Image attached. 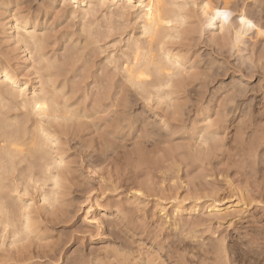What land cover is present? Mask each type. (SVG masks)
<instances>
[{
  "label": "rangeland",
  "instance_id": "374dc122",
  "mask_svg": "<svg viewBox=\"0 0 264 264\" xmlns=\"http://www.w3.org/2000/svg\"><path fill=\"white\" fill-rule=\"evenodd\" d=\"M77 1L0 0V70L27 82L29 96L42 88L56 96L63 119L51 125L57 146L47 149L63 160L53 170L61 172L60 188L51 187L35 158H17L16 172L0 170V264H264V0L187 1L189 24L165 43L186 69L179 77L187 86L180 94L165 88L175 94L161 101L122 82L128 49L144 40L140 0ZM87 5L91 16L83 15ZM19 25L36 31L40 51L20 41ZM2 83L10 98L14 91ZM7 103L0 119L22 120L25 111ZM15 181L24 186L18 190ZM237 191L245 201L229 207Z\"/></svg>",
  "mask_w": 264,
  "mask_h": 264
},
{
  "label": "bare ground",
  "instance_id": "6f19581e",
  "mask_svg": "<svg viewBox=\"0 0 264 264\" xmlns=\"http://www.w3.org/2000/svg\"><path fill=\"white\" fill-rule=\"evenodd\" d=\"M26 1V0H25ZM117 1H121V0H115L114 1V3L115 2H117ZM187 1H192V0H140L139 1V5H138V12H139V16H138V19L140 20L139 21V23L141 22V31H142V36H143V38H144V40L143 41H133L134 43L133 44H131V45H133V48H130V49H128V52L130 51V55L127 53V52H124V53H127L128 54V57L126 58V56H125V61H126V66H123V64H121L120 62V64L124 67V73H125V80L126 81H122V82H124V83H128L129 85H131L132 86V88H134L135 87V90L136 89H140V90H142L143 92H144V94L146 95V96H152V94H154V95H157V97H155V98H150L151 99V101L153 100V99H156V98H158L157 99V101L159 100V101H161V100H163L164 98H166L167 96L168 97H170V94H172L173 95V91L174 90H172V93L171 92H169V90L168 89H166V90H168V91H166L165 90V88H174V87H176V91L178 92V90H179V92H180V90H181V92H182V89H183V91L185 90L184 89V87L186 88V80H185V76L183 77V76H180V77H183V79H180V80H182L184 83H180V82H182V81H180L179 83H175V81H174V79L175 78H180L179 77V75H181V73L183 74V70H185L186 71V69H183V68H181V69H183L182 70V72L180 71V65H181V61H180V58L178 57V56H176V54H173L172 52H171V50H168V48H166V46H165V43H166V41L168 40V39H173L174 37L172 36V31H174V32H177L178 33V35H181V34H179V32L180 31H178L179 30V28L182 26V25H184L185 23H186V21L188 22V18H189V14H188V18H187V16H186V13H185V11H186V7H187V5H188V3H187ZM194 1V0H193ZM213 1V0H212ZM211 0H210V2L211 3H213ZM219 1V0H218ZM71 2H73L74 4L75 3H78V1L77 0H71ZM102 2H105V0H101V4H103ZM126 2L127 3H129V4H131L132 3V0H126ZM215 2V1H214ZM29 3V2H28ZM85 3V0L84 1H82V2H80V4L81 5H83ZM126 3V4H127ZM219 3V2H218ZM8 4V3H7ZM11 4V3H10ZM18 4H19V2H18ZM97 4H99V3H97ZM113 4V3H112ZM192 4H194L193 2H192ZM14 5H16V4H14ZM50 5V4H49ZM108 5V4H107ZM40 6V5H39ZM74 6V5H73ZM98 6V5H97ZM116 6V5H115ZM192 6V5H191ZM194 6V5H193ZM17 7V6H16ZM76 7V6H75ZM78 7V6H77ZM86 7V10H84L83 9V11H84V14L83 13H81V14H83V15H88L89 14V16H91L90 15V13L92 12L93 13V10L92 9H94L91 5H87V6H85ZM101 7V6H100ZM113 7V6H112ZM121 7V6H120ZM132 7H134V6H132ZM131 7V8H132ZM136 8H137V5L135 6ZM5 8V7H4ZM42 8V7H41ZM97 8V7H96ZM102 8V7H101ZM100 8V9H101ZM189 8V7H188ZM35 9V8H34ZM203 9L205 10L206 9V7H204L203 6ZM132 10L134 11V9L132 8ZM137 10V9H136ZM20 11V10H19ZM26 11V10H25ZM41 11V10H40ZM61 11V10H60ZM95 11V10H94ZM110 11V10H109ZM117 11V10H116ZM23 12V11H22ZM78 12V11H77ZM82 12V11H81ZM114 12V11H113ZM16 13V12H15ZM40 13V12H39ZM26 14V13H25ZM67 14V13H66ZM134 14V13H133ZM119 15V14H118ZM135 15V14H134ZM18 16V15H17ZM77 16V15H76ZM79 16V15H78ZM82 16V15H81ZM98 16H99V13H98ZM113 16V15H112ZM136 16H137V13H136ZM135 16V17H136ZM15 17V16H14ZM26 17V16H25ZM82 18V17H81ZM100 18V17H99ZM70 19V18H69ZM111 19V18H110ZM136 19V18H135ZM138 19H137V22H138ZM90 20V19H89ZM92 20V19H91ZM90 20V21H91ZM99 20V19H98ZM101 20H102V18H101ZM189 20H191V17H190V19ZM88 22V21H87ZM92 22V21H91ZM22 23V22H21ZM74 23V22H73ZM102 23V22H101ZM134 23H136V21L134 22ZM26 24V23H25ZM91 24V23H90ZM187 24H189V22L187 23ZM18 25V24H17ZM35 25V24H34ZM33 25V26H34ZM104 25V24H103ZM116 25V24H115ZM133 25V24H132ZM6 26V25H5ZM29 26V25H28ZM36 26V25H35ZM56 26V25H55ZM84 27H85V25H83ZM82 26V27H83ZM124 26V25H123ZM19 27H20V25H19ZM51 27H53V26H51ZM81 27V28H82ZM100 27H101V25H100ZM104 27V26H103ZM110 27V26H109ZM114 27V26H113ZM125 27V26H124ZM139 27H140V25H139ZM38 28V27H37ZM78 28V27H77ZM102 28V27H101ZM127 28V27H126ZM20 29L22 30V31H24V36L22 37V39L20 40L21 42H24L23 44H25L27 47L29 46V45H32L33 47H37L38 45H40V42H39V40H38V38L35 36V33H36V31H35V33H34V29H32L33 31L32 32H30V30H28L27 29V25H24V26H21L20 27ZM92 29V28H91ZM114 29V28H113ZM224 29V27L223 26H221V30H223ZM2 29H0V31H1ZM5 30V29H4ZM17 30V29H16ZM99 30V29H98ZM109 30V29H108ZM127 30V29H126ZM136 30V29H135ZM197 29H195V31H196ZM87 31V30H86ZM93 31V30H92ZM183 31L185 32L186 30H184L183 29ZM8 32V31H7ZM97 32V31H96ZM109 32V31H108ZM122 32V31H121ZM19 33V35H21V32H18ZM77 33H79V32H77ZM84 33V32H83ZM90 33H91V31H90ZM94 33V32H93ZM99 33H101V32H99ZM195 33V32H194ZM38 34V33H37ZM51 34V33H50ZM95 34V33H94ZM122 34V33H121ZM128 34V33H127ZM48 35V34H47ZM90 35V34H89ZM88 35V36H89ZM102 35V34H101ZM100 35V36H101ZM120 35V34H119ZM175 35V34H174ZM82 36V35H81ZM117 36V35H116ZM121 36V35H120ZM140 36V35H139ZM21 37V36H20ZM98 37V36H97ZM180 37V36H179ZM82 38H83V36H82ZM91 38H92V36H91ZM99 38V37H98ZM120 38V37H119ZM125 38V37H124ZM130 38H132V37H130ZM182 38V37H181ZM185 38V37H184ZM59 39V38H58ZM81 39V38H80ZM86 39V38H85ZM88 39V38H87ZM103 39V38H102ZM63 40V39H62ZM78 40V39H77ZM132 39H130V41H131ZM137 40V39H136ZM177 40V39H176ZM183 40V39H182ZM194 40V39H193ZM6 41V40H5ZM47 41V40H46ZM55 41V40H54ZM70 41V40H69ZM72 41V40H71ZM91 41H93V40H91ZM90 41V42H91ZM102 41V40H101ZM117 41V40H116ZM124 41V40H123ZM128 41V40H127ZM173 41H175V40H173ZM132 42V41H131ZM172 42V41H171ZM189 42V41H188ZM100 43V42H99ZM118 43V42H117ZM129 44H130V42H128ZM170 43V42H169ZM4 44V43H3ZM18 44V43H17ZM94 44V43H93ZM176 44V43H175ZM179 44V43H178ZM186 44V43H185ZM8 45V44H7ZM6 45V46H7ZM127 45V44H126ZM171 46V49H172V47H174V46H172V45H170ZM169 46V47H170ZM192 46V45H191ZM40 47H42V46H40ZM114 47V46H113ZM38 49L37 50H39V47H37ZM71 48V47H70ZM74 48V47H73ZM76 48H77V46H76ZM93 48V47H92ZM96 48V47H95ZM98 48V47H97ZM129 48V47H128ZM178 48H179V46H178ZM184 48V47H183ZM11 49V48H10ZM29 49V48H28ZM65 49V48H64ZM68 49V48H67ZM72 49V48H71ZM170 49V48H169ZM174 49V48H173ZM36 50V51H37ZM80 50V49H79ZM94 50V49H93ZM181 50V49H180ZM190 50V49H189ZM40 51V50H39ZM58 51V50H57ZM72 51V50H71ZM173 51V50H172ZM2 52V51H1ZM38 52V51H37ZM69 52V51H68ZM77 52V51H76ZM90 52V51H89ZM91 52H93V51H91ZM33 53V52H32ZM39 53V52H38ZM96 53V52H95ZM180 53V52H179ZM37 54V53H36ZM50 54V53H49ZM48 54V55H49ZM189 54V53H188ZM11 55H12V53H11ZM38 55V54H37ZM42 55V54H41ZM90 55V54H89ZM124 55V54H123ZM178 55V54H177ZM69 56V55H68ZM112 56V55H111ZM122 56V55H121ZM45 57V56H44ZM55 57V56H54ZM123 57V56H122ZM53 58V57H52ZM42 59V58H41ZM92 59H94V57L92 58ZM112 59V58H111ZM35 60V59H34ZM97 60V59H96ZM17 61V60H16ZM123 61V60H122ZM46 62V61H45ZM48 62V61H47ZM124 62V61H123ZM215 62H217V61H215ZM184 63V62H183ZM212 63V62H211ZM6 64V63H5ZM44 64V63H43ZM69 64V63H68ZM115 64V63H114ZM117 64V63H116ZM125 64V63H124ZM214 64V63H213ZM74 65V64H73ZM76 65V64H75ZM117 65H119V64H117ZM116 65V66H117ZM218 64H216V66H217ZM46 66H47V64H46ZM26 67V66H25ZM54 67V66H53ZM57 67V66H56ZM79 67V66H78ZM114 67V66H113ZM181 67H182V65H181ZM9 68V67H8ZM49 68V67H48ZM47 68V69H48ZM50 68H52V67H50ZM49 68V69H50ZM101 68V67H100ZM211 68V67H210ZM66 69V68H65ZM119 69V68H118ZM212 69V68H211ZM38 70H39V68H38ZM57 70H59V68L57 69ZM63 70V69H62ZM81 70V69H80ZM88 70H90V69H88ZM92 70V69H91ZM115 70H117L116 68H115ZM119 70H121V69H119ZM197 70V69H196ZM48 71V70H47ZM64 71V70H63ZM45 72V71H44ZM48 72H50V71H48ZM68 72V71H67ZM46 73V72H45ZM79 73V72H78ZM77 73V74H78ZM121 73V72H120ZM124 73H121V74H124ZM54 74H56L55 72H54ZM67 74V73H66ZM92 74V73H91ZM195 74V73H194ZM49 75V74H48ZM59 75V74H58ZM69 75H70V73H69ZM116 75V74H115ZM120 75V74H119ZM185 75V74H184ZM49 76H51V78H52V75L50 74ZM57 76V75H56ZM55 76V77H56ZM124 76V75H123ZM202 76V75H201ZM42 77V76H41ZM59 77V76H58ZM68 77V76H67ZM74 77V76H73ZM93 77V76H92ZM194 77V76H193ZM196 77V76H195ZM200 77V76H199ZM215 77H216V75H215ZM43 78V77H42ZM112 78V77H111ZM40 79V78H39ZM48 79H50V78H48ZM73 79V78H72ZM93 79V78H92ZM98 79V78H97ZM103 79V78H102ZM189 79H191V77L189 78ZM193 79V78H192ZM199 79V78H198ZM197 79V80H198ZM0 80L3 82L2 84L4 85H6L7 87H9V88H12V90L14 91L12 94H10V98L9 97H7V99L5 98V96H4V91L6 90V87L4 86V87H2L1 85V87L2 88H5V90L4 91H2V88H1V92H2V94H3V96H2V94H1V97H3V99L1 98L0 100V106H1V104L3 103V101L5 102V101H7V102H9L10 104H12L13 105V110H15V109H19L20 111H25V113H22V120H20V121H17V120H12V122L14 121V123H12L11 121V123L10 122H8V121H3V120H1L0 119V170H3L4 172H6V173H10L11 171H13L17 166H18V163H17V158H35V159H37L38 160V162H39V164H40V162H42L41 163V165H38L39 167H40V169H42L43 171H44V173L48 176V178H49V180L50 181H52L53 182V185H51V187L53 186L55 189L56 188H60L59 186L61 185H59V182H61L60 180H59V176H60V173H59V170H58V174L59 175H57V174H54V172H53V170H55L56 171V169L57 168H63V167H61L62 166V164H63V160L61 159V157L59 158V156L58 155H56V158H52V153H48L47 152V149H48V147L50 146V145H52V146H57L56 144H57V142H56V140H55V138H56V136H53L52 134H51V132L49 131L50 130V128H51V125L53 124V122H56V121H58V120H60V119H62V117H61V112L59 111V107H58V104H57V102H56V100H55V98H56V96H55V98L54 99H52V98H49V96H47V93L44 91V89L42 88V87H40V89L41 90H39V91H33V93H32V95H27V92H26V90H27V82H21L20 80H18L17 78H15V76L12 74V72L10 73L9 71H7V70H0ZM44 80V79H43ZM52 80H53V78H52ZM108 80V79H107ZM122 80V79H121ZM124 80V79H123ZM194 81L196 80L195 78L193 79ZM192 80V81H193ZM200 80V79H199ZM45 81V80H44ZM50 81V80H49ZM48 81V82H49ZM56 82V80H53V82ZM117 81V80H116ZM191 81V80H190ZM193 81V82H194ZM103 82V81H102ZM120 82V81H119ZM119 82H117V83H115V85L116 84H118ZM122 82H120L121 84H124V83H122ZM46 83V82H45ZM50 83L51 84H53L52 83V81H50ZM74 83V82H73ZM93 83V82H92ZM110 83V82H109ZM112 83H113V80H112ZM119 83V84H120ZM47 84H49V83H47ZM46 84V85H47ZM94 84H95V82H94ZM188 84V83H187ZM236 84V83H235ZM45 85V86H46ZM75 85V84H74ZM85 85V84H84ZM89 85V84H88ZM96 85V84H95ZM113 85V84H112ZM111 85V86H112ZM190 85H191V83H190ZM40 86V85H39ZM62 86V85H61ZM60 86V87H61ZM110 86V87H111ZM35 87V86H34ZM48 87V86H47ZM67 87V86H66ZM70 87V86H69ZM77 87V86H76ZM79 87V86H78ZM97 87V86H96ZM99 87V86H98ZM116 88L117 87H120V86H115ZM114 87V88H115ZM129 88L128 86H125V87H120V88ZM177 87H179V89L177 88ZM46 88V87H45ZM49 88V87H48ZM55 88V87H54ZM54 88H51V89H54ZM72 88V87H71ZM89 88V87H88ZM108 88V87H107ZM111 88H113V87H111ZM119 88V89H120ZM126 88V89H127ZM37 89H39V88H37ZM47 89V88H46ZM105 89V88H104ZM125 89V90H126ZM130 89V88H129ZM150 89H152V90H155L154 92L153 91H150ZM55 90V89H54ZM91 90V89H90ZM99 90V89H98ZM115 90V89H114ZM118 90V89H117ZM125 90H123V91H125ZM139 90V92H140V94H142L143 92L142 91H140ZM170 90V91H171ZM243 90V89H242ZM30 91V89L28 90V92ZM52 91V90H51ZM64 91V90H63ZM89 91V90H88ZM106 91V90H105ZM122 91V92H123ZM128 91V93H129V90H127ZM131 91V90H130ZM133 91V90H132ZM241 91V90H240ZM17 92V93H16ZM66 92H67V90H66ZM92 92V91H91ZM115 92V91H114ZM134 92V91H133ZM136 92V91H135ZM138 91L136 92V93H139ZM142 92V93H141ZM178 92V93H179ZM127 92H125V94H126ZM131 93V92H130ZM162 93H163V96H160V95H162ZM186 93V92H185ZM52 94V93H51ZM70 94V93H69ZM82 94V93H81ZM101 94V93H100ZM120 94V93H119ZM175 94V93H174ZM180 94V93H179ZM239 94V93H238ZM49 95V94H48ZM75 95V94H74ZM93 95V94H92ZM110 95V94H109ZM171 95V96H172ZM177 95V94H176ZM8 96V95H7ZM66 96H68V95H66ZM108 96V95H107ZM141 96V95H140ZM166 96V97H165ZM52 97V96H51ZM69 97V96H68ZM75 97V96H74ZM82 97V96H81ZM109 98H110V96H108ZM142 97V96H141ZM167 97V98H168ZM177 97V96H176ZM233 97H234V95H233ZM72 98V97H71ZM93 98H94V96H93ZM95 98H96V96H95ZM121 98V97H120ZM175 98V97H174ZM57 99V98H56ZM68 99V98H67ZM91 99V98H90ZM105 99V98H104ZM113 99V98H112ZM123 99V98H122ZM143 99H146V98H143ZM170 99V98H169ZM3 100V101H2ZM119 100V99H118ZM171 100V99H170ZM60 101V100H59ZM64 101V100H63ZM120 101H122V102H125V100L123 101V100H121L120 99ZM119 101V102H120ZM167 101H169V100H167ZM167 101H165V102H167ZM2 102V103H1ZM86 102V101H85ZM84 102V103H85ZM99 102V101H98ZM104 102V101H103ZM115 102H117V101H115ZM121 102V103H122ZM145 102V101H144ZM156 102V101H155ZM164 102V101H163ZM164 102V103H165ZM9 103H7V104H9ZM91 103V102H90ZM92 103H94V102H92ZM118 103V102H117ZM121 103H119L118 105L119 106H122L121 105ZM126 103V102H125ZM157 103V102H156ZM174 103H175V101H174ZM68 104V103H67ZM70 104V103H69ZM80 104V103H79ZM86 104V103H85ZM115 104V103H114ZM146 104V103H145ZM144 104V105H145ZM149 104V103H148ZM167 104H169V103H167ZM3 105V104H2ZM62 105V104H61ZM64 106H66L65 104H63ZM82 105V104H81ZM89 105V104H88ZM123 105H124V103H123ZM151 105V104H150ZM162 105V104H161ZM169 105H171V104H169ZM169 105H167L168 107H169ZM173 105H175V104H173ZM4 106V105H3ZM5 106H7V105H5ZM4 106V107H5ZM11 106V105H10ZM60 106V105H59ZM63 106V107H64ZM68 106V105H67ZM87 106V105H86ZM115 106H116V104H115ZM148 106V105H147ZM153 106H155V105H153ZM62 107V108H63ZM69 107V106H68ZM77 107V106H76ZM171 107V106H170ZM169 107V108H170ZM176 107V106H175ZM3 108V107H2ZM2 108L0 109V110H2ZM6 108V107H5ZM4 108V109H5ZM9 108V107H8ZM90 108H91V106H90ZM180 108V107H179ZM7 109V108H6ZM65 109H67L66 107H65ZM65 109H61L60 108V110H64L63 112H65ZM70 109L71 108H68V113H70ZM75 109H77V108H75ZM74 109V110H75ZM116 109V108H115ZM176 109V108H175ZM7 110H10V108L9 109H7ZM78 110V109H77ZM90 110V109H89ZM92 110V109H91ZM110 110V109H109ZM113 110V109H112ZM3 111V110H2ZM173 111H175V110H173ZM181 111V110H180ZM6 113H9L10 111H5ZM5 112H3V119H5V117H4V114H5ZM71 112H73V111H71ZM75 112V111H74ZM74 112L73 113H71V115L73 114L74 115ZM94 112V111H93ZM98 112V111H97ZM179 112V111H178ZM16 113V112H15ZM18 113V112H17ZM0 114H1V112H0ZM67 114V113H66ZM81 114H82V112H81ZM92 114H94V113H92ZM102 114V113H101ZM175 114V113H174ZM11 114L9 113V116H10ZM16 115V114H15ZM18 115V114H17ZM19 115H20V112H19ZM63 115H64V113H63ZM72 115V116H73ZM76 115H77V113H76ZM91 115V114H90ZM6 116V115H5ZM8 116V117H9ZM30 116H33L34 117V122H32V127H33V132H29L28 130V126L27 125H29V123H30V121H31V119L29 118ZM70 116V115H69ZM87 116V115H86ZM2 117V116H1ZM7 116H6V118H8ZM64 117V116H63ZM12 118V117H11ZM16 118H17V116H16ZM69 118V117H68ZM73 118V117H72ZM98 118V117H97ZM9 119V118H8ZM14 119V118H13ZM67 119V118H66ZM74 119H75V115H74ZM81 119H84L85 120V118H82L81 117ZM80 119V120H81ZM178 119V118H177ZM63 120V119H62ZM67 120H69V119H67ZM77 120V119H76ZM99 120V119H98ZM121 120V119H120ZM17 121V122H16ZM78 121V120H77ZM82 121V120H81ZM100 122H101V120H99ZM119 121V120H118ZM140 121V120H139ZM210 121V120H209ZM72 122V121H71ZM75 122V121H74ZM80 122V121H79ZM136 122V121H135ZM149 122V121H148ZM147 122V123H148ZM116 123H117V121H116ZM214 123V122H213ZM16 124H18V126H16ZM78 124V123H77ZM101 124V123H100ZM106 124V123H105ZM117 124H119V123H117ZM117 124H116V126H117ZM121 124V123H120ZM135 124V123H134ZM133 124V125H134ZM151 124V123H150ZM211 124H212V122H211ZM72 126V125H71ZM115 126V125H114ZM115 126V127H116ZM211 126V125H210ZM31 127V126H30ZM118 127V126H117ZM116 127V128H117ZM150 127V126H149ZM152 127H154L153 125H152ZM58 128V127H57ZM68 128V127H67ZM118 128H120V127H118ZM54 129V128H53ZM110 129V128H109ZM209 129V128H208ZM31 130V129H30ZM151 130H153L152 128H151ZM209 131V130H208ZM55 132H56V130L54 131V134H55ZM152 132V131H151ZM68 133V132H67ZM154 133V132H153ZM69 134V133H68ZM172 134V133H171ZM203 134V133H202ZM105 135V134H104ZM203 136V135H202ZM206 136V135H205ZM209 136V135H208ZM55 137V138H54ZM67 137V136H66ZM198 138V137H197ZM206 138V137H205ZM105 139V138H104ZM200 139V138H199ZM60 140V139H59ZM64 139H62V141H63ZM67 140V139H66ZM102 140V139H101ZM203 140V139H202ZM204 141V140H203ZM200 142V141H199ZM213 142V141H212ZM211 142V143H212ZM61 143V142H60ZM63 143V142H62ZM106 147V146H105ZM56 148V147H55ZM62 148V147H61ZM107 148V147H106ZM59 149V148H58ZM64 150V149H63ZM66 150V149H65ZM67 151V150H66ZM62 152H64V151H62ZM58 153H60V155H61V152L59 151ZM62 156V155H61ZM65 156V155H64ZM66 157V156H65ZM21 158V159H22ZM62 158H63V156H62ZM35 159H32V160H35ZM37 160H36V162H37ZM4 161H5V164H4ZM22 161V160H21ZM30 161V160H29ZM35 162V163H36ZM67 162V161H66ZM23 163V162H22ZM34 163V162H33ZM65 163V162H64ZM66 164H68V163H66ZM34 166H37L36 164H34ZM32 167V166H31ZM30 167V168H31ZM35 168V167H34ZM36 169V168H35ZM35 169H34V171H35ZM39 169V170H40ZM21 170V169H20ZM14 172H16L15 170H14ZM13 172V173H14ZM18 172H19V170L17 171V176L19 175L18 174ZM23 172V171H22ZM33 172V171H32ZM39 172V171H38ZM57 172V171H56ZM35 173V172H34ZM3 174V173H2ZM15 175H16V173H14ZM13 174V175H14ZM23 174V173H22ZM45 174L44 175H42V176H45ZM1 175V174H0ZM4 175V174H3ZM12 175V174H11ZM14 175V176H15ZM34 175H36V174H34ZM14 176H13V178H14ZM20 176V175H19ZM23 176V175H22ZM7 177V176H6ZM24 178L26 177V175H24L23 176ZM29 177V176H28ZM31 177H32V174H31ZM36 177V176H35ZM63 177V176H62ZM12 178V179H13ZM15 178H17V177H15ZM41 178V177H40ZM48 178L46 177V179L48 180ZM61 178V177H60ZM0 179H1V177H0ZM18 179H22L21 177L20 178H18ZM17 179V180H18ZM28 179V178H27ZM39 179V178H38ZM37 179V180H38ZM43 179V178H42ZM25 180V179H24ZM31 180V179H30ZM44 180V179H43ZM47 180H45L46 181V183H48L47 182ZM62 180V179H61ZM2 181L4 182V177H3V179H2ZM13 181V180H12ZM19 181V180H18ZM28 181V180H27ZM27 181L25 182V185H28L27 184ZM49 181V182H50ZM2 182V183H3ZM10 182H11V179H10ZM14 182V181H13ZM16 182V181H15ZM38 182V181H37ZM52 182H51V184H52ZM5 183V182H4ZM16 183H18V182H16ZM31 183V182H30ZM39 183H41V182H39ZM11 184H13V183H11ZM21 184V183H20ZM34 184V183H33ZM32 184V185H33ZM38 184V183H37ZM50 184V183H49ZM0 185H1V183H0ZM3 185V184H2ZM7 184H5V186H6ZM13 185H17V184H13ZM18 185H19V183H18ZM17 185V186H18ZM23 185V184H22ZM22 185H19L18 186V190L22 187ZM39 185V184H38ZM46 185V184H45ZM12 186V185H11ZM17 186H15V187H17ZM24 186V185H23ZM49 186V185H48ZM7 187H9V185L7 186ZM6 187V188H7ZM15 187H13L14 189H15ZM31 187V186H30ZM40 187V189H41V186H39ZM64 187V186H63ZM53 188V191L55 190ZM17 189V188H16ZM15 189V190H16ZM2 190H4L3 188H2ZM59 190V189H58ZM0 191H1V187H0ZM25 191H27V189L25 190ZM44 191V190H43ZM48 191V190H47ZM18 191L16 190V193H17ZM50 192H51V190H50ZM49 192V193H50ZM56 192V191H55ZM19 193H22V191H19ZM2 194V193H1ZM7 194V193H6ZM18 194V193H17ZM47 194V193H46ZM57 194L58 193H55L54 194V197L55 196H57ZM4 195V194H3ZM7 195H9V193L7 194ZM19 195V194H18ZM2 196V195H1ZM43 196H47V195H42V197ZM17 198H18V196H16ZM23 197V196H22ZM48 197V196H47ZM4 198V197H3ZM26 198V197H25ZM232 198H233V196H232ZM0 199H1V197H0ZM5 199V198H4ZM23 199V198H22ZM45 199V198H44ZM235 199H238V201H236V202H234V204L233 205H231V206H229V207H236V206H238L239 205V203L241 202H244L245 201V199H244V195L242 194V193H240V192H238L237 191V197H235ZM52 201H53V199H51ZM56 200H57V198H56ZM56 200H54L55 201V203H54V201L52 202L53 204H55L56 205ZM199 200V199H198ZM5 200H3V201H0V202H2V205H3V202H4ZM25 201V200H24ZM47 201V200H46ZM45 201V202H46ZM230 201H232V200H230ZM8 202V201H7ZM22 202V201H21ZM253 202V201H252ZM26 203V202H25ZM49 203V202H48ZM47 203V204H48ZM24 204V203H23ZM31 204V203H30ZM29 204V205H30ZM60 204V203H59ZM4 205H6V202L4 203ZM3 205V206H4ZM24 205H26V204H24ZM51 205V204H50ZM2 206V207H3ZM52 206V205H51ZM1 207V206H0ZM19 207V206H18ZM17 207V208H18ZM26 207V206H25ZM50 206L48 205V208H49ZM53 207H54V205H53ZM215 208H217V207H215ZM23 209V208H22ZM54 209V208H53ZM11 210V209H10ZM16 210V209H15ZM18 210V209H17ZM26 210H28V209H26ZM30 210V209H29ZM2 211V210H1ZM21 211V210H20ZM23 211V210H22ZM21 211V212H22ZM6 212V211H5ZM15 212V211H14ZM27 212H29V211H26V213H25V209H24V213H23V215L25 216L24 218H27V217H30L29 215H27L28 213ZM14 214V213H13ZM17 214V213H16ZM19 215H20V213H18ZM0 215H2V217H3V215L4 214H0ZM6 215V214H5ZM4 215V216H5ZM19 215H17V216H19ZM21 215H22V213H21ZM20 215V216H21ZM23 215L20 217V218H23ZM113 216V215H112ZM2 217H1V219H2ZM9 217V216H8ZM7 216H6V218L7 219H5L7 222H8V220H9V218H8ZM15 219H17V217H14ZM28 220H27V222L29 223V218H27ZM18 220V219H17ZM26 220V219H25ZM2 221V220H1ZM5 221V222H6ZM3 222V221H2ZM6 222V223H7ZM14 222H16L15 220H14ZM13 222V223H14ZM21 223H23L22 221H20ZM12 223V225H14ZM0 224H2V223H0ZM4 224V223H3ZM16 224V223H15ZM26 224V223H25ZM8 225V224H7ZM11 225V224H10ZM11 225V226H12ZM22 225V224H21ZM33 225V224H32ZM112 225H113V223H112ZM9 226V225H8ZM3 227V226H2ZM34 227H35V225H34ZM21 228V227H20ZM24 228H25V231H26V229H28L29 228V226L28 225H24ZM36 228V227H35ZM38 228V227H37ZM19 230V229H18ZM24 230V229H23ZM22 229H21V231H23ZM30 230H31V227H30ZM33 231V230H32ZM13 232V231H12ZM19 232V231H18ZM35 232H36V230H35ZM16 233H17V231L15 232V235H16ZM21 232H19L18 234H19V236L22 234H20ZM25 233V232H24ZM30 233V232H29ZM17 234V235H18ZM26 234V233H25ZM28 234V233H27ZM26 234V235H27ZM23 235V234H22ZM17 237L18 239L20 238V237ZM29 236H31V235H29ZM22 237V236H21ZM28 237V236H27ZM16 238V239H17ZM9 239V238H8ZM18 239H17V241H18ZM22 239H23V237H22ZM28 239V238H27ZM10 240V239H9ZM21 240V239H20ZM20 240H19V242H20ZM24 242V241H23ZM10 243V242H9ZM12 244V243H11ZM22 244V243H21ZM20 244V245H21ZM222 249V248H221ZM224 250V249H223ZM225 253V252H224ZM237 253V252H236Z\"/></svg>",
  "mask_w": 264,
  "mask_h": 264
}]
</instances>
